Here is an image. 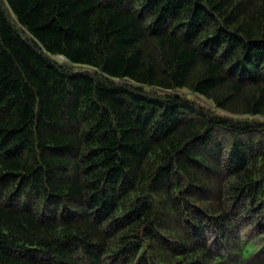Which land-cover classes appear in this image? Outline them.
Wrapping results in <instances>:
<instances>
[{
    "label": "trees",
    "instance_id": "obj_1",
    "mask_svg": "<svg viewBox=\"0 0 264 264\" xmlns=\"http://www.w3.org/2000/svg\"><path fill=\"white\" fill-rule=\"evenodd\" d=\"M0 264H264V0H0Z\"/></svg>",
    "mask_w": 264,
    "mask_h": 264
},
{
    "label": "bare ground",
    "instance_id": "obj_2",
    "mask_svg": "<svg viewBox=\"0 0 264 264\" xmlns=\"http://www.w3.org/2000/svg\"><path fill=\"white\" fill-rule=\"evenodd\" d=\"M180 236H181V234H180Z\"/></svg>",
    "mask_w": 264,
    "mask_h": 264
}]
</instances>
